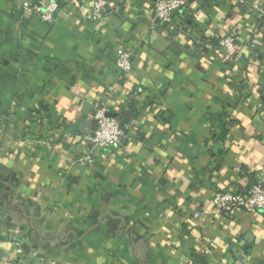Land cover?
I'll list each match as a JSON object with an SVG mask.
<instances>
[{"label":"crops","instance_id":"1","mask_svg":"<svg viewBox=\"0 0 264 264\" xmlns=\"http://www.w3.org/2000/svg\"><path fill=\"white\" fill-rule=\"evenodd\" d=\"M14 1L0 0L2 264H264V214L212 203L264 183V20L251 8L264 0L189 1L169 27L155 0H110L100 22L90 0H54L51 24ZM117 48L132 53L126 73ZM102 104L123 123L113 151L81 140ZM85 150L92 162L71 164Z\"/></svg>","mask_w":264,"mask_h":264},{"label":"built area","instance_id":"2","mask_svg":"<svg viewBox=\"0 0 264 264\" xmlns=\"http://www.w3.org/2000/svg\"><path fill=\"white\" fill-rule=\"evenodd\" d=\"M189 1L193 0H155L152 11L156 22L169 27L173 22L175 12L183 9ZM17 6L27 15L35 17L42 23L51 24L55 19L58 5L54 0H15ZM231 4L244 5V0H229ZM110 0H90V10L87 18L91 21H102L109 9ZM251 8L255 11L258 19L264 17V9L257 3H252ZM114 12L118 13L119 8ZM239 40L238 32L235 28L219 38L217 42V52L225 58L230 57L236 50ZM253 48V45H250ZM116 69L121 73H126L132 68V53L124 48H117ZM137 93V89H133ZM95 121V128L82 131L81 140L86 146L93 150H116L121 145L125 136L123 127L118 118L109 116L104 104L96 108L91 117ZM90 152L85 150V155L72 158L71 164L91 163ZM212 203L220 212L233 215L238 212L261 213L264 214V183L257 179L247 191L217 189L212 193ZM2 264V259H0Z\"/></svg>","mask_w":264,"mask_h":264},{"label":"water","instance_id":"3","mask_svg":"<svg viewBox=\"0 0 264 264\" xmlns=\"http://www.w3.org/2000/svg\"><path fill=\"white\" fill-rule=\"evenodd\" d=\"M109 116L115 117L116 115L109 114ZM95 126H96L95 121H92L91 123H87V127H89V128H95Z\"/></svg>","mask_w":264,"mask_h":264},{"label":"trees","instance_id":"4","mask_svg":"<svg viewBox=\"0 0 264 264\" xmlns=\"http://www.w3.org/2000/svg\"><path fill=\"white\" fill-rule=\"evenodd\" d=\"M260 20L263 21V20H264V17H262ZM116 117H117V116H116ZM117 118H118V120H119V122H120V125L123 127V123L121 122V119H120L119 117H117Z\"/></svg>","mask_w":264,"mask_h":264}]
</instances>
